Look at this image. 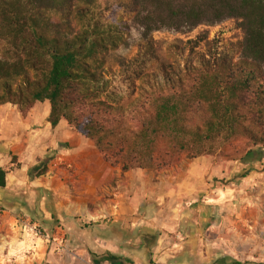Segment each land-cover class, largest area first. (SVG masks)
Instances as JSON below:
<instances>
[{
    "label": "trees",
    "instance_id": "16d2710c",
    "mask_svg": "<svg viewBox=\"0 0 264 264\" xmlns=\"http://www.w3.org/2000/svg\"><path fill=\"white\" fill-rule=\"evenodd\" d=\"M95 2L0 0V107L15 106L26 117L37 103L48 102L52 128L66 122L93 141L106 162L122 164L124 172L154 169L182 155L214 156L237 136L252 143L247 156L264 148V0H132V13L146 40L164 28L196 29L225 20L235 21L244 39L241 66L203 61L186 69L182 79L162 67L164 83L146 80L144 68L136 67L138 59H118L119 67L128 64L132 69L131 95L138 90L136 82H143L140 96L130 103L112 90L107 67L110 52L119 48L123 36L95 20ZM146 47L151 48V41ZM144 61L146 66L151 58ZM204 72L216 76L215 88L207 94L201 84L207 81ZM170 108L178 110L169 114ZM185 109L189 112L180 128L183 133H174ZM201 114H207L205 121ZM166 119L172 133L165 129ZM246 122L260 126V134ZM161 141L167 150L159 147ZM53 158L39 161L30 175H46ZM5 178L0 169V188L6 187ZM88 252L99 264L97 255ZM108 258L123 264L121 258Z\"/></svg>",
    "mask_w": 264,
    "mask_h": 264
},
{
    "label": "crops",
    "instance_id": "0c3cea01",
    "mask_svg": "<svg viewBox=\"0 0 264 264\" xmlns=\"http://www.w3.org/2000/svg\"><path fill=\"white\" fill-rule=\"evenodd\" d=\"M0 114V264L25 252L32 264H95L88 251L99 264H264V148L246 162L182 155L124 172L66 122L52 128L48 102Z\"/></svg>",
    "mask_w": 264,
    "mask_h": 264
},
{
    "label": "rangeland",
    "instance_id": "374dc122",
    "mask_svg": "<svg viewBox=\"0 0 264 264\" xmlns=\"http://www.w3.org/2000/svg\"><path fill=\"white\" fill-rule=\"evenodd\" d=\"M131 5L132 0H96L93 7L96 21H100L106 29H111V31L120 30L123 36V41L119 48L110 52L107 67L111 69L109 81L111 82L112 90L120 93L125 98V103L135 101L140 96V88L143 82H136L138 90L135 91V94L137 95L133 94L135 96L128 99L127 97L131 95L129 75L132 69L128 64L124 67H119L118 59L129 62L138 59L140 63L136 65L137 69L144 68L142 70L147 75V78L145 76L146 80L152 83H164V78L160 71L162 67L166 72H170L173 77L177 76L182 79L186 69L200 66V62L203 61H208L210 64L216 65L225 61L231 68L241 66L240 45L244 39V34L238 29L235 21L225 20L218 24L202 25L196 29H189L187 27L181 30L164 28L158 32H154L146 40L144 38V30L135 21ZM75 24L78 28L80 27L79 22ZM146 41H151V48L146 47ZM148 51L151 57L148 55ZM147 57L151 58V61H148L145 66L144 63L146 61L144 60ZM204 73L207 81L205 83L202 80L201 84H203V91L207 94L208 90L212 91L215 88L216 76L210 75L209 72ZM174 102L172 101L170 106ZM177 110L178 108H170L169 114L177 112ZM187 112L189 111L185 109L183 112V121L178 120L177 129L174 133H183L180 128L186 124L185 117ZM201 117L205 121L208 116L207 114H201ZM167 120L162 121H165V129L167 131L170 130L169 132L172 133L173 127L167 125ZM245 125L255 133L260 134V126H254L249 122H246ZM205 130L208 131V128L205 127ZM161 148L167 150L168 145L161 144ZM251 148L252 143L248 138L237 136L231 138L225 145L219 147L215 155H217L216 158L226 160L235 159L236 161L246 162L249 160L247 153ZM29 253L25 252L26 257L20 264H32L31 260L33 257ZM41 264H46V262L43 261Z\"/></svg>",
    "mask_w": 264,
    "mask_h": 264
}]
</instances>
